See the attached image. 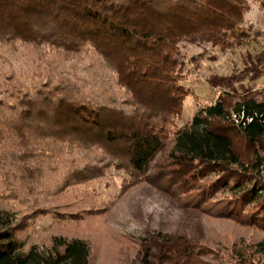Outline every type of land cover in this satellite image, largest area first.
Returning <instances> with one entry per match:
<instances>
[{
    "label": "trees",
    "instance_id": "16d2710c",
    "mask_svg": "<svg viewBox=\"0 0 264 264\" xmlns=\"http://www.w3.org/2000/svg\"><path fill=\"white\" fill-rule=\"evenodd\" d=\"M250 8L249 0H0V52L95 61L80 83L49 69L0 77V264H92L82 237L26 250L18 205L74 200L113 175L142 183L169 137L173 178L215 175L213 190L264 208V101L219 96L179 125L193 71L180 45L209 38L241 47ZM164 181L172 185V175Z\"/></svg>",
    "mask_w": 264,
    "mask_h": 264
},
{
    "label": "rangeland",
    "instance_id": "374dc122",
    "mask_svg": "<svg viewBox=\"0 0 264 264\" xmlns=\"http://www.w3.org/2000/svg\"><path fill=\"white\" fill-rule=\"evenodd\" d=\"M249 3L242 26L250 37L241 47H224L209 38L180 45L193 69L184 83L189 92L180 127L219 96L231 104L264 101V9L259 0ZM89 62L95 63L61 55L33 61L29 52L19 56L3 50L0 77L9 71L26 78L49 69L80 83L90 75ZM166 140L167 148L142 183L113 175L74 200L46 198L18 205L16 219L24 226L18 236L25 249L50 246L56 236L82 237L90 245L92 264H264L259 246L264 244V208L259 203L241 206L232 194L213 190L215 175L173 178L179 168L169 160L172 137ZM170 175L173 184L163 185ZM86 192L96 198L94 204L83 198ZM0 207L6 208L4 202ZM230 210L232 217L226 215ZM64 214L73 217L64 219Z\"/></svg>",
    "mask_w": 264,
    "mask_h": 264
}]
</instances>
